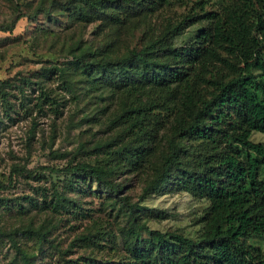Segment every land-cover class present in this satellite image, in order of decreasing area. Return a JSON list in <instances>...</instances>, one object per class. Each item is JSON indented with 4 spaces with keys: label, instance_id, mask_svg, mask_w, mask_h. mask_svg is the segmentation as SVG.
<instances>
[{
    "label": "trees",
    "instance_id": "trees-1",
    "mask_svg": "<svg viewBox=\"0 0 264 264\" xmlns=\"http://www.w3.org/2000/svg\"><path fill=\"white\" fill-rule=\"evenodd\" d=\"M220 1L205 9V0H196L157 30H151L147 17L162 0L38 4L30 18L58 9L82 26L97 21L98 28L107 31L108 44L99 49L98 57L77 42L68 53L85 85L100 93L107 90L109 101L113 99L104 117L109 133L90 149L79 143L75 154L62 162L12 164L0 190L13 186L19 177L33 179L43 172L52 189L61 178L88 174L119 198L131 221L120 227L127 253L122 264H264V247L247 241L264 238V171L259 177L264 144L250 139L251 131L264 132V0ZM19 17L0 29H12ZM201 20L204 24L192 38L173 43L174 36ZM143 24L147 27L137 45L113 53L120 35ZM74 74L57 63H42L34 75L0 79V102L9 107L7 88L12 85L32 89L36 94L27 108L58 117L66 101L48 79L59 77L61 90L76 99ZM76 154H92L95 161L76 160ZM114 165L145 175L136 201H128L122 184L110 177ZM174 187L206 202L195 219L200 227L195 237L149 228L143 221L165 212L139 202ZM53 195L54 209H66L57 189ZM15 232L3 231L28 264L30 256L16 245ZM37 233L43 235L40 228ZM90 235L81 239L92 240Z\"/></svg>",
    "mask_w": 264,
    "mask_h": 264
},
{
    "label": "rangeland",
    "instance_id": "rangeland-1",
    "mask_svg": "<svg viewBox=\"0 0 264 264\" xmlns=\"http://www.w3.org/2000/svg\"><path fill=\"white\" fill-rule=\"evenodd\" d=\"M40 1L43 0H0V27L9 26L13 18L20 15L12 29H0V79L9 77L16 80L20 75L31 76L39 71L42 63H57L75 73L73 90L76 99L70 96V92L61 90L59 77L49 78L51 86L59 91V97L66 101L61 115L53 117L37 112L35 108H27L26 103L31 106L36 91L20 89L16 85L7 88L9 107L0 102V181L4 183L12 164L25 160H30L32 165L36 162H62L75 154L79 143L90 149L94 142L109 133L104 117L112 107L113 99L109 101L107 90L100 93L85 85V78L74 66V57L68 53V47L77 42L98 57L99 49H105L108 44L107 31L100 30L97 21L82 26L58 9L30 18ZM195 1L162 0L160 7L148 15V26L157 30L167 18H174L191 5H196ZM49 3L50 0H44L39 5L48 6ZM221 3L220 0H205L204 7L214 8ZM202 24L203 20L188 25L181 34L172 38L173 43L178 45L188 41ZM144 27L147 26L143 24L120 35L121 43L113 53H122L137 45ZM254 73L257 75L259 72L254 69ZM250 139L264 144V132L253 130ZM50 150L55 151V155L48 154ZM75 158L95 161L92 154H76ZM112 169L110 177L122 184L128 201H136L145 175L117 165ZM263 171L264 166L259 173L260 178ZM57 182L55 189L65 199L66 209H54L55 189H52L47 172L33 179L19 177L13 186L0 190V264H24L21 255L3 233L14 230L16 245L30 256L28 264L124 263L127 253L122 247L124 240L120 227L128 226L131 221L119 198L109 194L107 188L88 174H78L69 179L64 177ZM205 203L176 187L164 193L149 194L139 202L142 207H154L165 212L158 219L144 218L149 228L176 230L190 237H195L200 229L195 219ZM27 227L35 229L24 231ZM39 228L42 236L37 233ZM84 234H91L92 240L81 239ZM142 235L146 232L143 231ZM247 241L264 247V238H248Z\"/></svg>",
    "mask_w": 264,
    "mask_h": 264
}]
</instances>
